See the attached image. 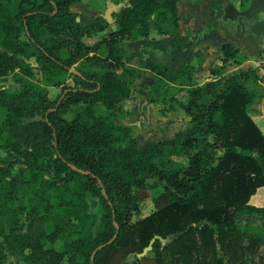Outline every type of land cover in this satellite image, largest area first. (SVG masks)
<instances>
[{
	"label": "trees",
	"instance_id": "16d2710c",
	"mask_svg": "<svg viewBox=\"0 0 264 264\" xmlns=\"http://www.w3.org/2000/svg\"><path fill=\"white\" fill-rule=\"evenodd\" d=\"M76 1L0 0V75L26 58L42 73L28 99L21 91L0 94V236L27 208L48 214V232L37 247L68 232L62 247L46 249L35 262L28 253L27 264H264V206L248 202L264 184V133L247 112L264 94V68L226 41L221 63L210 68L213 77L186 83L178 78H191L198 49L195 61L175 70L152 60L144 47L120 49L125 40L154 32L172 34L170 47L183 46L174 0H128L111 12L115 29L92 44L85 38L108 21L100 14L80 20L71 6ZM224 65L231 69L221 72ZM138 66L155 75L151 99L188 117L171 138L144 145L112 117L116 103L133 95ZM164 78L185 96H168L167 87L159 88ZM46 86L61 91L51 99ZM39 109L40 119L22 122ZM23 130L29 134L20 143ZM150 187L160 191L141 216ZM87 193L99 203L98 218ZM244 214L262 223L241 227L236 217Z\"/></svg>",
	"mask_w": 264,
	"mask_h": 264
},
{
	"label": "rangeland",
	"instance_id": "374dc122",
	"mask_svg": "<svg viewBox=\"0 0 264 264\" xmlns=\"http://www.w3.org/2000/svg\"><path fill=\"white\" fill-rule=\"evenodd\" d=\"M128 0H77L75 3H73L72 9L77 13V17L80 20H86L88 18H92L96 15H103L107 21L108 25L107 27L97 32L91 37L85 38V42L88 44H92L94 41L106 36L109 32L115 29V23L113 22L111 18V12L116 10L121 5L125 4ZM175 5L177 8V12L180 18V32L186 34V41L184 42L185 46L192 50L193 52L196 50L197 47H195V42L197 37H199V34H203L206 29L210 28L212 25H215L217 23V19L223 15L222 6L227 2V0H212V7L211 8V15L213 13L212 9H215V14L213 13L212 18L213 21L204 22V28L202 26L200 27L198 25L200 23V15L201 13L206 14V9L202 11V8L196 9L193 7H203L202 6V0H174ZM205 2H208V0H203ZM250 0H232V3L236 8H239L240 10L243 9L245 6L249 4ZM263 1V0H261ZM210 2V0H209ZM236 4V5H235ZM256 3L253 4V6L248 10L247 14L248 16H252L254 14V6ZM221 6V7H220ZM198 12L195 14V11ZM209 14V15H210ZM196 15V16H195ZM202 15V14H201ZM188 17V19L184 20L185 25L181 22V18ZM241 17V16H240ZM217 18V19H216ZM239 21L243 24V26L248 27V22L243 19V17L239 18ZM188 23H191L194 25V28L191 27V24L187 25ZM202 28V29H201ZM254 31H256V35L254 37H257L258 35H261L264 32V21L261 23H256L254 25ZM199 33V34H197ZM190 37V40H189ZM195 38V40L193 39ZM121 45L120 49L125 50L123 47L124 43ZM243 53H246L243 51ZM246 61L252 66H261L264 68V42L261 45V47L258 49V51L250 55L246 53ZM239 58L243 59L244 56L242 54H239ZM243 61V60H241ZM25 62L27 64H21L13 69L7 71L5 74L0 75V94L7 91H21L23 92V96L26 93L27 99L29 96V93H35L37 88L36 85L41 83V71L39 68L36 67L35 61L33 58H26ZM135 62V61H134ZM227 69H231V66L224 65L221 69V72H225ZM210 71V70H209ZM211 72V71H210ZM213 74V73H211ZM219 76V75H218ZM213 75H210L211 79ZM46 91L48 96L51 99L56 98L61 89L60 86H46ZM185 92V91H184ZM182 96L183 93H179ZM35 96L32 95V98ZM26 99V101H27ZM20 104L25 103V99L23 97L19 99ZM27 105V104H26ZM31 106L27 105L26 110L27 112L31 111ZM42 110H38L37 114L41 115ZM247 112L250 114L251 118L254 120L257 127L263 132L262 127H264V94L259 95L252 103L247 105ZM42 116V115H41ZM33 114H29L28 119L30 120H38L34 118ZM182 120V119H181ZM178 121L177 123L180 125H183V121ZM25 121V118H22V122ZM20 133L22 139L19 138L17 140L20 143L24 142V139H26V131H17ZM6 151L3 149L1 150V154L5 155ZM48 155L44 157V159H47ZM43 178L47 177L46 173H42ZM264 185V184H263ZM261 186V185H260ZM259 187V186H258ZM160 191L159 188L153 189V187H150L149 195L144 200L140 201V215L147 214L153 209L152 204V198ZM254 197L252 200L254 202H264V190L258 189L249 196L248 202L250 203L251 196ZM86 200L88 203V208L90 212H93L96 217L98 218L101 214V208L99 206V203L97 199L94 198L92 194L87 193L86 194ZM257 200V201H255ZM22 200H17L15 203L20 204ZM47 213L45 212H27V208H22L19 213L14 217V219L11 221L10 224H5V234L3 236H0V264H27L26 256L29 253L30 255L34 256V262L36 260L40 261L42 258H45V255H48V251H45L46 249H59L64 245V238L68 237V232H65L63 234L64 238H54V239H45L43 247H37L38 242L43 238L44 234L48 232L47 230ZM249 219H245L242 216L236 217V224H239L242 227V224H261L262 220L258 215H252L251 217H248ZM73 221L70 222L72 224ZM74 223V222H73ZM95 226V225H94ZM174 235H168L165 239H163V242L171 239ZM248 240V237L245 235L243 237V242H246ZM263 249V247H261ZM149 250V249H148ZM147 250V251H148ZM47 252V253H45ZM134 254H129L126 257V260L129 261L133 258ZM250 257L247 254L246 255V261H249Z\"/></svg>",
	"mask_w": 264,
	"mask_h": 264
},
{
	"label": "crops",
	"instance_id": "0c3cea01",
	"mask_svg": "<svg viewBox=\"0 0 264 264\" xmlns=\"http://www.w3.org/2000/svg\"><path fill=\"white\" fill-rule=\"evenodd\" d=\"M201 3L203 7L196 6L193 8H202V11L206 9V14L201 13L202 15H198L201 19L200 23L196 22L200 27L203 25L202 28H204L205 21H213L214 18L212 16L213 13L215 14V9H212L213 13L211 15V8H213L212 0L210 2L209 0L208 2L202 0ZM254 3H256L254 14L248 16L247 12ZM221 8L223 15L218 19L216 18L217 23L206 29L203 34L197 33L199 37L194 42L195 47H197L196 49L200 51L201 55L200 61L195 62L191 78L188 79L182 74L178 80H185L186 83L190 82L191 84H201L208 80L210 75H213L209 71L210 68L221 63L220 46L226 41H231L240 51H244L250 55L255 54L263 44L264 32L254 37L256 35L254 25L264 21V0H250L249 4L241 10L233 5L232 0H227ZM197 13L195 11V14ZM240 16L248 22V27H244L239 21ZM181 19V22L185 25L184 20L188 19V17L183 18L182 16ZM191 23L187 22V25ZM191 27L194 28V25L191 24ZM171 37L172 34L154 32L147 37L126 40L123 47L126 49V52H136L140 47H144L146 54L152 60L164 62L172 70L177 69L182 63H188L197 59L194 52L187 48L185 44L183 46L170 47L169 40ZM193 39L195 40V38ZM133 64L136 65L135 62ZM139 72L141 77L133 84V95L131 98L119 101L113 108V120L117 124L127 125L139 145H144L154 140L171 138L173 131L179 126H183L188 117L181 109L174 110L167 108V103L160 99L152 100L153 89L151 84L155 75L150 69L141 66L139 67ZM162 83L159 88L167 87L166 94L168 96L174 93L179 96V93L182 92H179L178 83L171 82L165 78ZM180 120L183 121V125L177 123ZM262 130L264 133V127H262ZM258 189L264 190V185L257 187ZM253 197L254 194L251 196L250 203L264 206V202H254L252 200ZM252 215L254 214H244L243 217L249 219L248 217Z\"/></svg>",
	"mask_w": 264,
	"mask_h": 264
},
{
	"label": "water",
	"instance_id": "95a60500",
	"mask_svg": "<svg viewBox=\"0 0 264 264\" xmlns=\"http://www.w3.org/2000/svg\"><path fill=\"white\" fill-rule=\"evenodd\" d=\"M34 118H36V119H40L41 118V115H35V117ZM30 119H28V118H25V121H29ZM160 239H163V238H160ZM112 240V238L109 240V241H111ZM151 248V245H150V243L148 244V245H146L144 248H143V250L141 251V252H139L137 255L138 256H142V255H144L146 252H147V250L148 249H150Z\"/></svg>",
	"mask_w": 264,
	"mask_h": 264
}]
</instances>
